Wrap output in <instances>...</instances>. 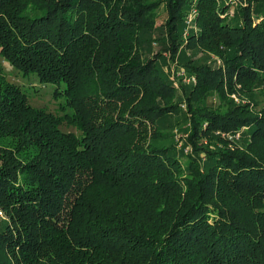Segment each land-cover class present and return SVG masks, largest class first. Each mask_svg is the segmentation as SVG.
I'll return each mask as SVG.
<instances>
[{
  "label": "trees",
  "instance_id": "obj_1",
  "mask_svg": "<svg viewBox=\"0 0 264 264\" xmlns=\"http://www.w3.org/2000/svg\"><path fill=\"white\" fill-rule=\"evenodd\" d=\"M235 1L0 0V58L66 101L0 66V264H264V0Z\"/></svg>",
  "mask_w": 264,
  "mask_h": 264
},
{
  "label": "rangeland",
  "instance_id": "obj_2",
  "mask_svg": "<svg viewBox=\"0 0 264 264\" xmlns=\"http://www.w3.org/2000/svg\"><path fill=\"white\" fill-rule=\"evenodd\" d=\"M159 14H160V17L158 19L157 25H160V23L164 22V20L166 19L165 17L166 15L164 13L163 8L159 10ZM153 48H154V51H157L160 48L159 42L156 41V44H153ZM164 56L167 59V63L169 64L170 79L174 81L175 84L179 85V82L177 81V79H175V66L172 65L173 61L168 58L169 57L168 54ZM216 59H218V57ZM219 61L221 64V60ZM218 63L219 62L216 63L215 61V64L213 66L218 67L219 66ZM0 66L2 68V71L6 79L9 82L15 84L16 86H19L22 89V91H24V93L28 97L29 104L32 107H35L37 109H43L45 111H48L56 115H61V116L63 115L64 111L61 110L60 107L62 105H65L66 101H65V98L61 95H58L56 98H54V93H55L54 85L40 83L39 79L35 75H29V76L24 77L14 67H12L9 63L3 61L1 58H0ZM167 67L168 66L164 67L165 71L169 69ZM181 76H183V79L187 77L184 74H181ZM188 81H189L188 79H185V82H188ZM231 98L236 101L239 100L236 97V95H232ZM215 103H219V100L217 98H215ZM69 112L70 111H68L67 113ZM60 129H62L63 131L70 130V131L76 132V130L73 127L68 126L67 124H62L60 126ZM2 215L0 217H2Z\"/></svg>",
  "mask_w": 264,
  "mask_h": 264
},
{
  "label": "built area",
  "instance_id": "obj_3",
  "mask_svg": "<svg viewBox=\"0 0 264 264\" xmlns=\"http://www.w3.org/2000/svg\"><path fill=\"white\" fill-rule=\"evenodd\" d=\"M226 1V3L228 4V5H230V6H235L237 3H236V1L235 0H225ZM196 2V0H193V4ZM196 14H197V11H196V9L195 8H193L190 12H189V14L187 15V17H186V25H187V27H186V30H185V33H184V35L186 36H188V31H189V29H191L192 27H193V22H194V20H195V18H196ZM258 21H260V20H262V18H258L257 19ZM2 215V213L0 212V216Z\"/></svg>",
  "mask_w": 264,
  "mask_h": 264
}]
</instances>
